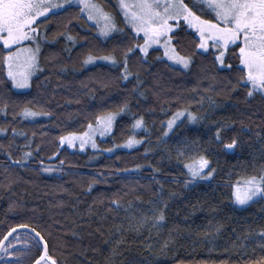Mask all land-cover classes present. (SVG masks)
Returning a JSON list of instances; mask_svg holds the SVG:
<instances>
[{"label": "trees", "instance_id": "1", "mask_svg": "<svg viewBox=\"0 0 264 264\" xmlns=\"http://www.w3.org/2000/svg\"><path fill=\"white\" fill-rule=\"evenodd\" d=\"M98 2L123 33L100 38L72 6L36 25L42 44L30 89L10 90L0 68V128L6 130L0 133V242L19 223L31 228L36 221L46 226L41 234L58 264H264V198L237 208L227 187L264 169V95L248 96L249 86L236 83L237 71L197 54L192 30L177 31L172 41L180 55L191 57L188 68L170 65L159 49L147 57L138 50L129 54L127 80L122 66H85L88 55L114 54L122 61L126 48L135 45L117 7ZM228 60L239 63L232 55ZM24 107L42 117L25 119ZM185 109L197 121L184 117L165 135V122ZM110 113L118 116L111 134L97 141L98 150L61 146V136L82 133ZM140 117L143 126L135 131ZM218 126L237 139L232 151L214 142ZM131 136L141 143L104 152ZM197 151L208 155L216 172L186 186L183 165ZM45 167L55 171L44 173ZM164 204L165 220L157 225L152 210ZM142 216L148 219L141 224ZM9 241L21 264H33L42 253L28 251L33 240L27 232L12 234L3 246Z\"/></svg>", "mask_w": 264, "mask_h": 264}, {"label": "snow or ice", "instance_id": "2", "mask_svg": "<svg viewBox=\"0 0 264 264\" xmlns=\"http://www.w3.org/2000/svg\"><path fill=\"white\" fill-rule=\"evenodd\" d=\"M83 10L88 13L87 19L99 23L103 21L100 28V35L107 39L113 30H116L115 20L96 4L81 0ZM66 6V7H64ZM72 7V0H63L61 4H52L46 0H3L0 3V47L6 49L0 53V68L6 69L7 82L11 83V89L24 90L31 88V80L34 72L38 70L39 56L41 52L40 37L38 36L37 25L40 17L47 18V14L52 9L67 10ZM120 9L125 18L126 27L130 26L132 41L134 46H129L123 53V60L117 61L114 54L94 56L88 55L84 63L91 64L95 61H110L113 65L122 66L124 74L122 79L127 80L131 73L127 64L129 54H134L137 50L143 53L144 57L149 54V49L153 45L162 46L163 55L168 60L188 68L191 63L190 56H182L176 51L172 43L177 31L192 30L195 40V50L197 54H208L213 57V63L218 68H227L237 71L239 77L237 85L248 89L247 95L252 96L255 91L264 95V0H135L134 3L120 2ZM55 14V13H53ZM123 33V30H118ZM141 33L143 42H140ZM69 41L74 37L67 36ZM34 42V47L17 48L13 51V46L22 45L23 42ZM131 43V41H130ZM118 47V46H117ZM26 55L22 58L20 52ZM229 55L235 56L238 65H233L229 60ZM246 73V74H245ZM128 109L125 104L120 112L124 113ZM187 113V120L196 122L197 115L187 109L176 111L167 121L168 130H173L174 125L179 127L183 123L182 117ZM25 118L36 117L40 113L30 107H24L21 113ZM117 119V114L112 113L98 119V126L93 127L88 124V130L82 133H69L61 136V144L75 147V141L79 140L80 149H84L86 144H91L93 149L97 148L95 133L101 137L106 136L113 130V125ZM179 121V123H177ZM143 126V117L135 119L133 128ZM0 128V133L5 132ZM226 129L218 126L215 129L213 140L225 152H230L236 148L238 141L235 138L228 139L225 135ZM15 133V129H13ZM167 135V133H165ZM141 143V140L131 136L126 142L128 148ZM111 151V150H109ZM32 153H25V159ZM183 158L184 154L178 152ZM43 164V161H40ZM186 169V179L183 184L197 185L200 181L214 178L216 169L212 167L208 155L200 154L191 157L190 163H184ZM45 172L52 171L45 167ZM91 187V186H90ZM231 190L230 195L234 197V202L239 205H246L253 198H264V169L256 175L248 176L243 180V184L237 183L227 185ZM117 202V207H118ZM163 207L152 210V220L155 224L165 220V210ZM148 217L139 218V223L147 222ZM36 226L29 228L28 224L19 223L17 226L24 229L32 238L33 246L28 249H36L42 252L38 258L33 257V264H58V261L49 255L48 240L42 235L46 226L33 221ZM38 228L40 230H38ZM15 232V228L9 233ZM7 240V237H5ZM11 241L4 245L2 250L6 256L15 255L16 249L9 251ZM0 264H21L19 260L0 261Z\"/></svg>", "mask_w": 264, "mask_h": 264}, {"label": "rangeland", "instance_id": "3", "mask_svg": "<svg viewBox=\"0 0 264 264\" xmlns=\"http://www.w3.org/2000/svg\"><path fill=\"white\" fill-rule=\"evenodd\" d=\"M108 1H110L111 3H113L116 7H117V9H118V12H119V15L121 16V18L123 19V22L125 23V18H124V16H123V14H122V12H121V9H120V2H121V0H108ZM3 2V0H0V3H2ZM88 2H90V3H93V4H96V5H98L102 10H103V12L104 13H107V14H109L112 18H113V16L109 13V12H107L100 4H99V2H98V0H88ZM122 2H124V3H134L135 2V0H122ZM52 4H61L62 6H63V0H54L53 2H51ZM72 6H76V7H79L80 8V11H81V13L86 17V19H87V15H88V13L87 12H85L84 10H83V4H82V2H81V0H72ZM64 7H66V6H64ZM56 11H59L58 9H52V10H50V12L49 13H52V12H56ZM42 18H44V17H40L39 19H42ZM114 19V18H113ZM88 20V19H87ZM88 22L92 25V26H94L95 28H96V33H97V35L100 37V38H102V39H105L102 35H100V28L103 26V21H100L99 23H97L96 21H90V20H88ZM126 25V24H125ZM34 26H36V25H34ZM130 31H131V28H130V26H128L127 27ZM117 27H116V30H113L111 33H110V35H109V37L110 36H112L113 34H115V33H117ZM142 36H143V34L141 33V38H142ZM142 42H143V39H142ZM41 42H40V47H41ZM29 46H33L34 47V42L30 45L29 44V42H23V44L22 45H15V46H13V51H15L17 48H26V47H29ZM152 49H159L161 52H162V56H163V59L164 60H166L170 65H172V66H175V67H178V68H181V69H185L184 67H183V65H179V64H176L174 61H170V60H168L167 59V57H165L164 55H163V53H164V49H163V47L162 46H157V45H153V47L152 48H150L149 49V51L150 50H152ZM3 50H5L6 51V49H3ZM142 55H143V53H141ZM26 55V53L25 52H23V51H21L20 52V56L23 58L24 56ZM98 61H95V62H93V63H91V64H85V66H91V65H94V64H96ZM104 62H108V63H111L110 61H104ZM39 69V68H38ZM5 71H6V69H5ZM37 74V71H35L34 72V75H33V77L35 76ZM32 77V78H33ZM251 88V85L249 84V89ZM15 90V89H14ZM28 89H24V90H16V91H18V92H25V91H27ZM254 93H258V94H260L259 93V91H255ZM110 114H112V113H110ZM106 115H108V114H106ZM106 115H104V116H106ZM118 116V115H117ZM187 116V113H185V116L184 117H186ZM24 117V116H23ZM42 116L41 115H38V116H36V117H28V118H25V119H27V120H36V119H38V118H41ZM101 117H103V116H101ZM172 117V116H171ZM170 117V118H171ZM184 117H182L181 119H183ZM169 118V119H170ZM168 119V120H169ZM167 120V121H168ZM167 121L165 122V124H164V128H165V133H169L170 132V130H168L167 129V127H166V124H167ZM179 122V121H178ZM177 122V123H178ZM98 126V120H97V122H96V124L95 125H93V127H97ZM175 126V125H174ZM137 129L138 128H135V131H137ZM88 130V128L86 129V131ZM111 134V132L109 133V134H107L106 136H104V137H101L100 135H99V133L97 132V133H95V138H96V143H97V141L98 140H104V139H106L109 135ZM75 144H76V146L75 147H69L66 143L65 144H61V146H63V147H66L67 149H69V150H71V151H74V152H80V153H84V152H86V151H92V152H94L95 150H98L99 148H98V145H97V148H95V149H93L92 147H91V144L89 143V144H86L85 145V148L84 149H80V147H79V140H76L75 141ZM136 146H138V145H134L133 147H136ZM133 147H131V148H133ZM131 148H128L127 146H126V143L125 144H123V145H120V146H118V147H114V149H112L111 151H108V150H105L104 152L106 153V154H111L112 153V151H114V150H116V149H121V150H129V149H131ZM93 160H95V158L93 159ZM44 168H40V170H42V172H44V173H48V172H45L44 170H43ZM52 171H55V170H52ZM73 172V171H72ZM74 173V172H73ZM257 198H259V197H256V198H253V200L252 201H254V200H256ZM252 201H250V202H248V204L249 203H251ZM232 204L235 206V207H237V208H244V207H246L248 204H246V205H239V204H237V203H235L234 202V197L232 196ZM13 256V255H12Z\"/></svg>", "mask_w": 264, "mask_h": 264}, {"label": "water", "instance_id": "4", "mask_svg": "<svg viewBox=\"0 0 264 264\" xmlns=\"http://www.w3.org/2000/svg\"><path fill=\"white\" fill-rule=\"evenodd\" d=\"M11 231H12V230H11ZM11 231H10V232H11ZM19 231L26 232L24 229L17 227V228H15V232H14V233L19 232ZM10 232H9V233H10ZM9 233L5 236V237H7V239L11 236V235H9ZM14 233H12V234H14ZM5 237H4V238L1 240V242H0V250H1V248L3 247V244H4L5 241H6ZM41 254H43V253H41ZM43 263H44V262H41V264H43Z\"/></svg>", "mask_w": 264, "mask_h": 264}, {"label": "flooded vegetation", "instance_id": "5", "mask_svg": "<svg viewBox=\"0 0 264 264\" xmlns=\"http://www.w3.org/2000/svg\"><path fill=\"white\" fill-rule=\"evenodd\" d=\"M53 1L54 0H50V2H53ZM46 2H49V0H46ZM6 260H15V259H14V256L12 255H8V256L3 255L0 257V261H6Z\"/></svg>", "mask_w": 264, "mask_h": 264}]
</instances>
